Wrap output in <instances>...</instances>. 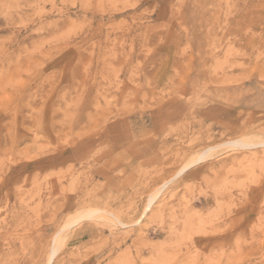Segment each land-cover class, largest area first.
Wrapping results in <instances>:
<instances>
[{"label": "rangeland", "instance_id": "obj_1", "mask_svg": "<svg viewBox=\"0 0 264 264\" xmlns=\"http://www.w3.org/2000/svg\"><path fill=\"white\" fill-rule=\"evenodd\" d=\"M0 264H264V0H0Z\"/></svg>", "mask_w": 264, "mask_h": 264}, {"label": "bare ground", "instance_id": "obj_2", "mask_svg": "<svg viewBox=\"0 0 264 264\" xmlns=\"http://www.w3.org/2000/svg\"><path fill=\"white\" fill-rule=\"evenodd\" d=\"M247 144V143H246Z\"/></svg>", "mask_w": 264, "mask_h": 264}]
</instances>
